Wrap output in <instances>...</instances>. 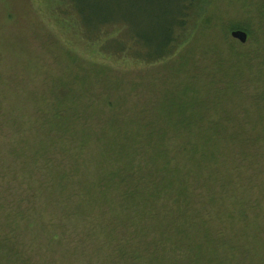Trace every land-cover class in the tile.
<instances>
[{
  "label": "rangeland",
  "instance_id": "1",
  "mask_svg": "<svg viewBox=\"0 0 264 264\" xmlns=\"http://www.w3.org/2000/svg\"><path fill=\"white\" fill-rule=\"evenodd\" d=\"M61 1L71 7L54 12ZM181 1L0 0V262L150 264V237L128 235L133 225L137 260L113 258L98 219L109 181L138 186L125 211L137 226L135 208L150 201L161 219L167 197H184L158 264L191 253L203 258L190 264H264V0H202L191 38L154 63L110 55L114 31L81 33L123 22V42L136 30L145 55H159Z\"/></svg>",
  "mask_w": 264,
  "mask_h": 264
},
{
  "label": "trees",
  "instance_id": "2",
  "mask_svg": "<svg viewBox=\"0 0 264 264\" xmlns=\"http://www.w3.org/2000/svg\"><path fill=\"white\" fill-rule=\"evenodd\" d=\"M201 1L202 0H182L181 1L180 10L172 24L171 35H168L166 38L162 39V45L166 47L165 52L167 53L161 52L159 55H156V54L152 55V57L151 55H145V52L139 46V42H138L139 39L137 36L138 33L136 30H134V33H136L135 36L132 35L127 41L123 42L121 40V32L123 31V29L127 27V24L123 22H120V23L116 22L114 24L111 22L109 24H106V31H104V29L101 30L100 28H98L96 31L98 33H96V35L92 37L87 36L86 31L84 32L82 30L81 33H83L85 37L90 39L88 41L93 42L96 39H98L101 34L106 32V35H107L111 33V31H114V33L116 34L112 35L110 38H106V39L111 40V42L114 43V45H112L111 50H109L110 55L121 56V57L124 56L127 58L136 59L139 61L141 60V61H145L148 63H154V62L161 61V60H164L166 58H169L175 55L180 50V48L191 38V36L193 35L197 27L200 25V22L205 14V7H204V4H202L203 2ZM71 2L73 3L74 0H71ZM70 4H71L70 2L61 1L58 4L54 5L52 9L54 12H60V9L62 10V12H64V10L67 11L66 7H69V6L71 7ZM77 25L81 27L80 24H77ZM62 27L68 30L66 26L62 25ZM152 40L153 39L151 38H146V42L148 43H151ZM150 46L153 48V45H150ZM120 171L121 170H118V172ZM121 172L123 174L119 173L120 177L118 179H122V181L140 182L139 180H141V177H138L132 171H129L128 173H125V171L124 172L121 171ZM211 176L213 175L211 174L208 175V180H211ZM116 177H117V173L113 172L111 175V178H116ZM213 177H215V175ZM116 187H117L116 189L117 193L114 194L112 198H109V197L107 198L108 194L110 193L111 188H116ZM161 188L162 187L159 186V187H156L155 190L159 191ZM135 189H138V186L135 184L128 185V186H124V185L120 186V183H116V182L109 183V181H106V184H103L102 187L100 186L99 188L100 195H101L102 203L105 206L104 208H101L99 210L100 216L98 217V219L100 221V226L101 228H103V231H104L103 235L106 240L108 241L112 240L113 242L117 241L116 243L117 252L113 254V258L116 260L118 259L117 260L118 263H121V261L126 262V261L132 260V257H131L132 255L128 249V246H126V244H128L130 240L133 241L135 238H137L138 239L137 241H142L143 236L149 235L150 238L145 240V248L142 254V258L145 260V262L146 261L150 262V264H158L159 262L157 263L156 261L161 262L163 257L165 256V254H160V250L164 249L165 247L164 242L166 241V239L171 237L170 235L172 234V232H174V230H177L178 227L180 226V224L178 223V221L180 220L179 219L180 214L186 211L185 206L187 205V203H182L184 201V197L181 198V201H180L181 203L177 202L178 199L175 200L173 196L167 197V199H165L164 201L166 202L168 200L169 205L165 207V211L161 213L162 217L161 219H159L158 213H155V214L150 213L149 206L151 202L149 200H145V201H149L146 205L144 206L141 205L140 207H138L139 209L135 208V212L137 211L136 213L137 218L141 219V222H139L137 226L135 221H133L131 217L128 218L129 217L128 214L130 213H125V211L129 209V206H130L129 202L134 201L135 197L133 198V195L135 193L134 191ZM155 190L153 189V191L150 192L151 196H154L156 192ZM73 209L76 212L79 211L81 214H85V211H83L77 204L73 205ZM166 215L170 216L169 217L170 219L167 218V221L165 220ZM74 217L80 220L79 215H75ZM175 219H176V222L173 227V230L169 232L170 229L168 228L170 227L171 223L174 222ZM103 220L106 221V227H103L105 225ZM82 222H84V220H82ZM119 225L121 226V229H120L121 231L119 230ZM128 225L134 226V230H130L128 232V235H130L132 231L135 234V238L130 237V240H129V237L126 235V230H127ZM194 226H197V225H193L191 228H193ZM150 231H152V233H150ZM122 232L126 236L125 239L128 240L127 243H125V245L118 244V242L121 243L122 241L121 237L124 238V236H121L119 238L117 237L120 233L122 234ZM167 233H169L170 235ZM208 233L209 231L207 230H205L202 233L203 242L207 241L209 243L210 241L213 240V238H211L208 235ZM53 237H56V236H53ZM5 239L7 241L12 242L10 239H7L4 236V239L2 240H5ZM59 241L60 240H58L57 242ZM11 250L7 249L6 252L10 251L11 254L14 255V253ZM179 250L180 251L174 252V253L181 254L180 252L182 249L179 248ZM210 251L213 252L214 251L213 248H210ZM1 254L3 255L5 253H1ZM175 254L172 257H175L176 259L177 257ZM189 255L190 256H184V257L188 258L190 261L186 262L185 258H181L180 264H190L192 259L198 262V261H201L203 258L202 254L195 255V257H192V253ZM15 256H19V255L15 254ZM210 259L211 257L207 260L210 261ZM133 260H137V256H134ZM15 261H16V264H33L30 262V260L28 261H26L25 259L22 260L20 257L17 258ZM208 261H204V264L208 263ZM3 263L4 262H0V264H3Z\"/></svg>",
  "mask_w": 264,
  "mask_h": 264
},
{
  "label": "water",
  "instance_id": "3",
  "mask_svg": "<svg viewBox=\"0 0 264 264\" xmlns=\"http://www.w3.org/2000/svg\"><path fill=\"white\" fill-rule=\"evenodd\" d=\"M230 35L241 43H245L247 40V33L241 29L231 30Z\"/></svg>",
  "mask_w": 264,
  "mask_h": 264
}]
</instances>
